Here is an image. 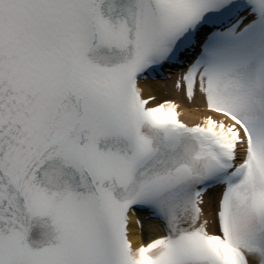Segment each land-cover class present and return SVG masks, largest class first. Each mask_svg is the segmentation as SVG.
<instances>
[{"label": "snow or ice", "instance_id": "1", "mask_svg": "<svg viewBox=\"0 0 264 264\" xmlns=\"http://www.w3.org/2000/svg\"><path fill=\"white\" fill-rule=\"evenodd\" d=\"M0 264H264V0H0Z\"/></svg>", "mask_w": 264, "mask_h": 264}, {"label": "bare ground", "instance_id": "2", "mask_svg": "<svg viewBox=\"0 0 264 264\" xmlns=\"http://www.w3.org/2000/svg\"><path fill=\"white\" fill-rule=\"evenodd\" d=\"M166 85L164 86V88H161L160 87V83H157V84H154L152 85V87L155 89L154 93L158 98H160V100H168L170 98H173V99H177L179 102H181V106H182V109L184 110V114L185 116L188 118V120H190L191 122H195L198 120V118L202 115V111L201 109L199 110H194V104L195 106H199L200 103L198 100H195L194 104H190L188 103L186 100L182 99L181 95L178 94L170 85V83H165ZM167 91L168 95L163 96L162 93L164 91ZM147 94V92H146ZM167 96L169 98H167ZM201 106V105H200ZM131 236L132 237H137L139 235H137V230L134 226V224H132L131 226ZM143 240H149V234L147 232L144 233L143 236H139V240H136L134 239V243H139V242H143Z\"/></svg>", "mask_w": 264, "mask_h": 264}]
</instances>
